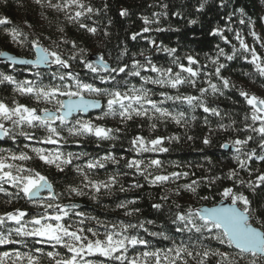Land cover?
I'll return each instance as SVG.
<instances>
[{"label":"snow or ice","instance_id":"snow-or-ice-1","mask_svg":"<svg viewBox=\"0 0 264 264\" xmlns=\"http://www.w3.org/2000/svg\"><path fill=\"white\" fill-rule=\"evenodd\" d=\"M35 2L42 8L62 13L80 30L92 35L99 30L94 26L93 17L101 9L88 0ZM207 2L204 0L198 10L202 11ZM220 6L225 7L226 0H221ZM162 7L167 9L168 5ZM240 13L238 22L244 25L243 9ZM120 15H128L127 10H122ZM161 15L166 16L167 12L154 13L152 19L143 17L145 26L133 33L131 39H148L156 52L171 58L167 66L154 62L152 56L145 55V50L139 53L143 61L132 53L128 61L121 63L128 55L126 47L114 63H109L103 52L96 54L98 59L93 61L87 49L66 38L63 27L58 29L61 36L57 39L44 37L51 42L46 46L43 34L29 38L28 33L11 26L13 22L7 16L0 17V32L26 48V55L32 57L18 58L16 54L0 50V58L7 62L4 70H0V85L5 86L4 90L11 86L15 93L10 100L0 98V141L13 145L0 147V193L4 194V204L23 200L28 206L0 212V246H13L11 251H0V264H45V261L47 264H264V203L256 204L245 194L264 186V170L253 167L257 161L264 162V96L238 88L223 74L229 68L228 62L242 59L253 69L252 74L245 75H254L264 84V54L230 26L232 16L229 15V26L217 27L210 33L224 46L217 43L214 53H205L206 63H201L199 54L181 56L177 48L143 35L166 31L150 27L159 23ZM86 21H92L93 26ZM226 32L233 34L231 39ZM104 35L109 33L105 30ZM251 35L256 43L260 42L255 31ZM233 40L238 42V47ZM65 45H70L71 50H66ZM260 48L264 49V43H260ZM20 65L36 69L32 79H18L7 72L9 67L13 72L19 71ZM77 68H86L87 75L82 76ZM226 90L238 92L248 106L243 114V127L239 129L245 133L243 138L221 144L225 149H234L237 167L231 168L224 178L191 180L174 190L176 196L185 192L203 201L214 200L218 194L219 203L211 207L182 206L174 200L170 204L169 195L161 194L159 202H153L151 207L158 213L166 210L172 227L166 229L159 225L161 230L156 231L147 226H156V220L140 219L141 208L135 206L138 198L118 200L113 209L122 210L123 216L136 217L135 220H102L86 213L73 199L87 197L100 203L102 195L111 196L116 191L127 193L145 184L161 188L186 180L189 172H165L161 159L144 155L169 152L166 141H178V136L135 135L127 149L136 154L131 158L123 155L117 158L111 151L94 156L69 148L72 144L79 145L81 139H92L97 146L103 141L119 140L122 128L101 123L107 118L118 120L126 127L129 122L144 120L149 130L155 131L158 122L186 124L188 113L183 109L186 105L192 112L202 109L223 121L221 110L211 106L207 98L222 97ZM17 97L26 98V102ZM92 109L99 113L93 116ZM195 119L192 115L191 120ZM204 122L208 123V116ZM235 124L236 120L232 119L229 124L220 123L219 128L235 130ZM137 127L143 128L144 124ZM203 143L208 145L212 141L205 137ZM115 147V143L110 145ZM121 161H124L121 167L106 171L103 179L98 178L100 170H107L109 164L120 165ZM49 169L64 174L65 181L58 185L50 178ZM67 172H74L78 181L68 182ZM241 172L247 173L249 179L242 178ZM130 175L134 182L125 187L122 178ZM136 177H141L144 183ZM225 178L231 185H222L218 193L201 195L198 191L202 183L211 188L217 180ZM58 187L62 190L58 191ZM213 241L218 247L212 246ZM16 245L27 251L15 248Z\"/></svg>","mask_w":264,"mask_h":264},{"label":"trees","instance_id":"trees-1","mask_svg":"<svg viewBox=\"0 0 264 264\" xmlns=\"http://www.w3.org/2000/svg\"><path fill=\"white\" fill-rule=\"evenodd\" d=\"M55 2V0H53ZM94 7L100 8L101 12L98 16L93 17V21L96 22L94 26L98 27L96 35L87 33L86 31L78 29L75 24H70L62 13L55 12L47 7L42 8L35 0H0V17L7 16L13 24L22 29L25 33L29 34V38L43 34L42 41L45 45H50L51 42L44 39V37L51 36L53 40L61 36L58 31L60 27L65 29L64 35L67 39L75 40L81 47L87 49V55L89 57L98 53H106V59L109 63H114L117 57L120 56L123 49H128V55L124 56L121 63L128 61L132 53H136V59L143 61L144 57L140 56L141 50H145V55L152 56L154 62L167 66L171 58L167 57L166 53L156 52L153 46L146 38L138 37L135 41L131 39V36L135 32H139L145 26L143 17L153 18L154 13L167 12V15H161L159 17L158 24H152L150 27L155 29L157 27L164 28L166 31L157 32L151 31L144 33V37H150L157 41V43L163 42V44L169 47H175L178 49V54L183 56L185 53L192 55H198L201 63H206L205 53L212 54L215 52V45L220 43L223 47V42L218 37H213L210 33L217 27L229 26L227 17L232 16L231 27L234 30L240 31V33L246 38V41L253 45L255 44L257 51L264 54V49L260 48V43H264V0H226V6L221 7V0H208L204 5L202 11L198 10L200 5L204 3V0H88ZM107 5L105 8L104 5ZM163 4H167V9L162 7ZM127 10L128 15H120L122 10ZM243 9L245 24H239V18L241 17L240 10ZM191 20H196L197 23H190ZM90 26H93L92 21H86ZM29 25L31 27H29ZM105 30L109 33L108 36L104 35ZM259 36L260 42L256 43L251 32ZM229 38H232V33H227ZM233 43L238 45V42L233 40ZM66 50H71L70 45L63 46ZM0 50L9 51L10 54H16L19 58H32L26 55L27 49L19 47L14 43L10 37L6 36L3 32H0ZM229 63L228 70L223 74L228 77L238 88L255 93L259 96H264V84L261 83V79L254 75H245V73L252 74L253 69L246 61L238 59ZM5 63L0 62V70L3 69ZM211 65H209V68ZM19 71L13 72L9 67L7 72L14 74L18 79H32L33 72L36 71L33 67H18ZM81 71L82 76H86L88 70L86 68H77ZM47 71V70H44ZM155 75V74H153ZM133 82H137L138 78H130ZM97 83H99L97 81ZM155 87V86H150ZM5 86L0 85V98L10 100L15 93L11 91V86H8L7 90H4ZM182 91L190 92L191 89H182ZM21 102H26V98L17 97ZM211 106H217L221 110V115L224 116L223 121L218 117L210 116L204 113L202 109H197L192 112L187 106H183V109L188 113V122L182 125H176L169 121L166 124H160L155 131H150L147 122L144 120H136L129 122V126L119 124L118 120L107 118L101 123L106 124L109 127H121L122 131L119 134L120 139L117 141H103L99 146L92 139H81L80 144H72L69 150L74 152L87 151L94 156H101L108 151L113 152L119 158L121 155L126 158L135 156V153H130L127 149L130 147L129 140L135 135H144L146 137L155 136H178V141H171L165 143V146L170 150L167 153H147L145 157H155L161 159L165 164V172L171 171H187L190 173L189 177L177 181L175 184L169 183L161 188H153L147 184L141 189H133L127 193H121L116 191L114 195H102L100 203L93 202L87 199V197H74L73 199L81 205V208L86 212L94 216H98L102 220H113L116 218L124 220H135L136 217L123 216L122 210L115 209V202L122 199H137L138 203L136 207L141 208L140 219L156 220V226L147 225L150 230H161L159 225H164L166 229L172 227L169 223L168 214L165 210L162 213L156 212L151 207L153 202H159L158 197L161 194H168L171 201H175L182 206L192 204L193 206H213L219 203L220 197L217 194L216 199L210 201L199 200L197 196L190 193L181 192L180 196L174 194V190L178 185L190 182L191 180H207L220 176L226 177L228 171L231 168H236L237 164L233 158L235 155L234 149L231 151L221 147V144L228 142L236 137L243 138L245 133L239 131L243 127V114L247 110L248 106L243 102V98L239 96L235 90L229 92L225 91V95L222 97L208 98ZM99 112L92 113L93 116ZM195 115L196 119L191 120V116ZM208 116V123L204 122V117ZM236 120L234 125L235 130L224 131L219 128L220 123L229 124L231 120ZM138 124H144L143 128L137 127ZM191 137V139H189ZM209 138L212 143L205 145L203 143L204 138ZM31 143V142H28ZM115 143V148H110V145ZM0 147H13L11 142L4 143L0 141ZM55 147V146H48ZM124 161L120 162V165L109 164L107 170H100V176L98 178H105L106 171L113 172L117 168L123 165ZM175 165H179L177 168ZM253 167H260L264 170V162L257 161ZM67 171V170H66ZM48 174L50 178H54L59 185L65 181V175L55 172L54 169H49ZM241 177L245 180L249 179L247 173L241 172ZM68 182L78 181L79 177L74 172H67ZM123 183L125 187L134 182L133 177H123ZM140 183H144L141 177H136ZM223 186H230L231 181L225 179L217 180L215 184L209 188L206 183H202L201 188L198 190L201 195H212L222 191ZM11 191V189L9 188ZM62 190V188H57ZM246 195L254 203H264V186L257 188L253 191H246ZM4 194L0 193V212L5 210H13L18 207H28L23 200L14 201L11 204H4ZM174 208V205H172ZM179 235V234H177ZM167 244L168 242H161ZM31 246V244H30ZM212 246L218 247L215 242H212ZM21 251H27L21 245L14 246ZM47 249V246H43ZM13 246H0V251H11ZM221 250H224L221 248ZM47 264V261H45Z\"/></svg>","mask_w":264,"mask_h":264},{"label":"water","instance_id":"water-1","mask_svg":"<svg viewBox=\"0 0 264 264\" xmlns=\"http://www.w3.org/2000/svg\"><path fill=\"white\" fill-rule=\"evenodd\" d=\"M19 58V57H18ZM93 61H95L96 59H98V56L97 55H93V56H91L90 57ZM0 62L1 63H7L6 61H4L3 60V58H0ZM18 67H32L31 65H27V66H24V65H20V66H18ZM44 70H47V69H44ZM95 112H99V110H97V109H92V110H90V113L92 114V113H95ZM228 151L230 150L231 151V149H227ZM225 204H227V201H225ZM205 207H209V206H205Z\"/></svg>","mask_w":264,"mask_h":264}]
</instances>
